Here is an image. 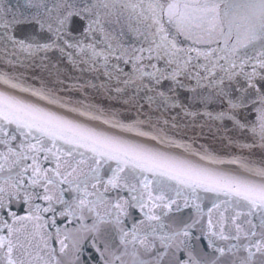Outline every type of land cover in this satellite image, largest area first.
Wrapping results in <instances>:
<instances>
[{
	"label": "snow or ice",
	"instance_id": "6c2138e0",
	"mask_svg": "<svg viewBox=\"0 0 264 264\" xmlns=\"http://www.w3.org/2000/svg\"><path fill=\"white\" fill-rule=\"evenodd\" d=\"M254 149L264 0H0V264H264Z\"/></svg>",
	"mask_w": 264,
	"mask_h": 264
},
{
	"label": "water",
	"instance_id": "95a60500",
	"mask_svg": "<svg viewBox=\"0 0 264 264\" xmlns=\"http://www.w3.org/2000/svg\"><path fill=\"white\" fill-rule=\"evenodd\" d=\"M10 70V69H9ZM65 72H70L71 70L69 68H65L64 69ZM37 75L39 76V70H37ZM73 76H79V73L73 72L72 73ZM44 78L47 81L48 77L47 74H44ZM89 78L88 74L85 73L82 77V79H87ZM29 83L35 84L36 86H39L40 81L39 79H29ZM61 95L65 96V97H71L74 100H79V99H83L85 95H87L88 100H90L92 103L97 104L98 106H102L104 108H117V109H122L124 106L120 103H118L115 100H110L108 99L106 96L104 95H100L97 94L94 90H92L91 88H87L84 90V92H80V91H72V92H61ZM132 116V113H126L124 116V119L126 121L130 120ZM250 118H254V114L252 117ZM206 144H210L213 148H215L221 155H224L225 157H227V154L230 151H235V149H228V148H223L221 147V145L212 140L211 137H209L208 139L202 141ZM248 154V153H246ZM251 155H253L254 158H256L257 160H259L260 158L264 157V152H261L260 149H254L253 152L251 153Z\"/></svg>",
	"mask_w": 264,
	"mask_h": 264
}]
</instances>
